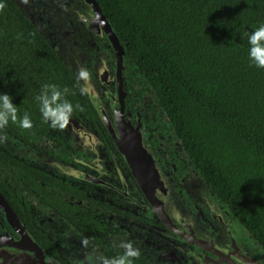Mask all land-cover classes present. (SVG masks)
I'll return each mask as SVG.
<instances>
[{"label": "flooded vegetation", "instance_id": "1", "mask_svg": "<svg viewBox=\"0 0 264 264\" xmlns=\"http://www.w3.org/2000/svg\"><path fill=\"white\" fill-rule=\"evenodd\" d=\"M32 1L37 11L44 9L45 0ZM55 24L41 22L53 31L47 39L71 58L76 57L73 46H80L92 76L103 67L102 79L109 84L99 87L102 104L140 126L175 194L155 209L86 93L85 100L67 96L73 110L63 128L52 127L41 114L29 129L11 121L0 128V196L7 202L0 203L2 245L16 248L30 235L59 264H102L101 258L121 254L120 244L126 241L139 251L134 264H264L259 243L213 206L211 194L216 196L156 96L138 74L132 78L135 70L126 59L125 90L114 96L110 74L116 66L108 39L77 37L68 22ZM0 255L18 253L0 250Z\"/></svg>", "mask_w": 264, "mask_h": 264}, {"label": "trees", "instance_id": "2", "mask_svg": "<svg viewBox=\"0 0 264 264\" xmlns=\"http://www.w3.org/2000/svg\"><path fill=\"white\" fill-rule=\"evenodd\" d=\"M95 1L132 78L156 96L218 202L264 247V68L247 58L264 0ZM45 84L67 101L85 100L40 31L12 0H0V92L13 97L18 118L34 120Z\"/></svg>", "mask_w": 264, "mask_h": 264}, {"label": "water", "instance_id": "3", "mask_svg": "<svg viewBox=\"0 0 264 264\" xmlns=\"http://www.w3.org/2000/svg\"><path fill=\"white\" fill-rule=\"evenodd\" d=\"M12 1L21 9V11L56 50L60 59L69 67L81 88L83 87L87 89L85 92L86 95L98 111L103 123L110 131L113 139L120 148L123 157L128 161V164L132 165L131 171L141 189L150 200L151 205L155 209L163 206L162 199L166 200L168 195L173 196L175 194V188L170 180L162 173V166L159 157L152 151L150 143L145 140L142 132L138 131L140 126L138 125L135 127L134 125H131L129 119L119 117L115 113L112 114L111 112L113 111L111 108H105L102 104L99 96V87H102L104 83H108L107 81H104L105 78L102 79L103 67H96V78L92 76L83 63L82 57L85 53L81 50V47L77 45L73 46L74 49H72L71 53H75V58L67 56L65 51H61L58 48L59 44L54 45L49 41L50 28L41 25V22H49L52 23L54 28L56 25L55 23L68 22L69 28L72 27V31H77L79 33V35H76L77 37H82V34H87L91 38L96 36H100L101 38L106 37L108 39V48L111 50L112 55H114L115 58L114 65L116 66V69L110 74L112 81L115 83L116 95L114 96L121 97V92L125 90V83L122 76L124 71L125 50L120 45L117 36L102 14L96 1L45 0L43 3L45 7L41 12L37 11L35 3L32 0ZM26 4H28L29 10L24 7ZM51 32L53 35V31ZM81 70L86 71V77L79 76ZM107 105L110 107L109 102H107ZM114 108L115 107L112 109ZM150 163L151 165H149ZM149 166L151 167L149 168ZM211 196L212 202L214 203V205H212L215 206L216 209L219 208L222 213L230 218L228 210L220 206L221 204L218 203L213 194H211ZM0 203L4 206L7 205V202L1 196ZM230 222L233 224L234 218L232 219L231 217ZM241 227L243 228V226ZM245 230L247 231V229ZM25 239L27 241L24 242V244L20 243L17 245L18 247L9 250H7L0 242L1 251L18 253V255H0V262L6 264H59L58 262L53 261L49 255H45L41 248L34 242V239L31 240L30 235ZM258 246L263 250L261 255H264V247L260 243ZM24 252H35L36 254L26 255Z\"/></svg>", "mask_w": 264, "mask_h": 264}, {"label": "clouds", "instance_id": "4", "mask_svg": "<svg viewBox=\"0 0 264 264\" xmlns=\"http://www.w3.org/2000/svg\"><path fill=\"white\" fill-rule=\"evenodd\" d=\"M247 58L257 68H264V23L259 24L254 30L247 34ZM80 77H86L84 70L79 72ZM81 94L87 89L81 88ZM64 93L67 89L63 90ZM63 93L55 85L45 84L39 95L34 99L38 102L39 112L45 122L52 127L63 128L67 123L68 116L73 110L71 102L62 98ZM17 105L13 103V97L7 93L0 92V128H4L11 121L22 129L32 127V120L27 112L17 115ZM120 247L123 252L112 258H101L102 264H134L133 258L139 255L138 249L133 247L130 241L122 242Z\"/></svg>", "mask_w": 264, "mask_h": 264}, {"label": "rangeland", "instance_id": "5", "mask_svg": "<svg viewBox=\"0 0 264 264\" xmlns=\"http://www.w3.org/2000/svg\"><path fill=\"white\" fill-rule=\"evenodd\" d=\"M24 7H25L26 9L29 8L28 4H26ZM28 10H29V9H28ZM39 12H40V11H39ZM41 17H42V16H41ZM49 33H50L51 36H53V35H52V32H51L50 30H49ZM139 88H140V87H139ZM141 88H142V87H141ZM141 88H140V89H141ZM140 89H138V90H140ZM142 91L145 92V89H144V90L142 89ZM146 95L148 96V95H150V93L147 91V92H145V96H146ZM153 95H154V94H153ZM150 96H151V95H150ZM154 104H156V103H155L154 98H153V105H154Z\"/></svg>", "mask_w": 264, "mask_h": 264}]
</instances>
